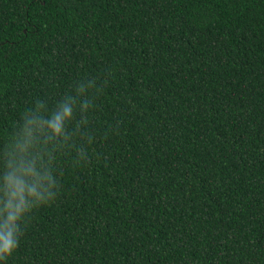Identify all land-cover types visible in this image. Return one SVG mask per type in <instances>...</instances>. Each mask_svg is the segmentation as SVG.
Returning <instances> with one entry per match:
<instances>
[{"label": "trees", "instance_id": "obj_1", "mask_svg": "<svg viewBox=\"0 0 264 264\" xmlns=\"http://www.w3.org/2000/svg\"><path fill=\"white\" fill-rule=\"evenodd\" d=\"M82 78L89 159L9 264H264V0H0V148Z\"/></svg>", "mask_w": 264, "mask_h": 264}, {"label": "clouds", "instance_id": "obj_2", "mask_svg": "<svg viewBox=\"0 0 264 264\" xmlns=\"http://www.w3.org/2000/svg\"><path fill=\"white\" fill-rule=\"evenodd\" d=\"M101 87L96 78H82L54 107L34 99L0 148V264L16 255L34 210L59 195L62 155L72 151L78 163L89 159V123Z\"/></svg>", "mask_w": 264, "mask_h": 264}]
</instances>
